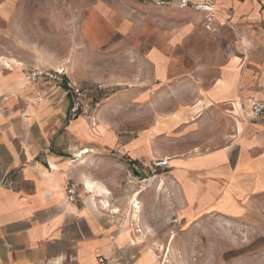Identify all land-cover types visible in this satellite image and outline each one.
I'll return each mask as SVG.
<instances>
[{"label": "crops", "instance_id": "0c3cea01", "mask_svg": "<svg viewBox=\"0 0 264 264\" xmlns=\"http://www.w3.org/2000/svg\"><path fill=\"white\" fill-rule=\"evenodd\" d=\"M10 1L0 0L1 18L5 14L9 17L4 11ZM129 1L137 26L132 34L135 41L142 28L159 29L160 12L167 17L163 30L170 41L177 38L171 28L182 16L187 21L179 36L183 40L201 35L209 41L216 37L221 40L222 46L215 50L204 47L198 54L183 50L184 58H200L196 66L199 93L203 95L196 98L200 103L178 113L168 108L167 114L160 116L158 98L150 94L144 104L156 106L154 111L150 109V117L161 123L136 128L131 138L120 141L119 154L144 166V153L158 160L161 151L168 166L159 181L151 178L144 192L131 195L135 187L125 182L127 165L106 158L98 164L100 155L93 154L115 141L117 133L106 117L113 106L105 103L90 115V124L98 129L90 127L95 145L90 148V161L84 162V154H76L79 147L73 143L63 149L64 108L56 91L48 89V82L43 81L25 87L24 60L4 55L3 62L0 55V264H159L155 234L169 232L173 218L192 223L211 215L241 217L244 205L264 194V126L254 123L260 118L254 119L250 111L254 100L264 101V0H166L163 7L146 0ZM193 3H205L211 12H200L206 13L205 17L191 21L189 9ZM119 7L115 18L99 7L82 12L77 35L87 50L96 53L105 46L114 48L111 40L120 42L127 37L115 31L127 17L126 11H120L127 6ZM207 25L217 32H208ZM145 46L116 49L125 54L126 62L134 59L129 65L134 63V67L149 73L144 82L133 87L134 91L111 99L117 102L119 96L128 97L127 103L138 107L134 120L141 121L143 92L139 90L162 82L159 79L165 72L167 80L160 88H175L174 52L165 54L156 48L145 51ZM205 56L217 59L207 65L202 59ZM52 86L63 88V83L53 82ZM36 89L49 95L39 113ZM166 102L174 108V96ZM199 107L202 113L197 118ZM52 122H56L53 127ZM70 130L74 131L72 126ZM160 137L168 138L161 150L156 140ZM70 154L75 160L68 157ZM95 157L94 162L91 158ZM87 182L92 190L86 188ZM70 183L77 185L76 201L72 203L66 201ZM95 184L109 194L100 193ZM135 196L139 208L133 210L129 206ZM189 245L181 247L184 250ZM179 263L176 258L169 261Z\"/></svg>", "mask_w": 264, "mask_h": 264}, {"label": "rangeland", "instance_id": "374dc122", "mask_svg": "<svg viewBox=\"0 0 264 264\" xmlns=\"http://www.w3.org/2000/svg\"><path fill=\"white\" fill-rule=\"evenodd\" d=\"M10 2L12 3H10L7 11H4L9 13V17L6 14L3 18L0 16V55L3 57L4 55L5 57H9V55L16 56L24 60L22 63L26 67L23 72L25 87H33L38 82L43 81L48 82V89L56 91V94L60 97L59 99L62 100L60 105L64 108L62 133L60 132L63 136V149L70 148V143H73L75 148L79 147L80 152H75L76 154L80 155L83 149H87L89 154L84 153L82 155L84 162L90 161V152H92L90 148L92 149L95 145V140L90 138V127L94 130L98 129L95 124H90V115L94 114L101 105L107 103L113 106L108 111L109 116L106 117L115 128L117 136L115 141L110 143L109 146H105L102 152L93 154L95 156L96 154L100 155L97 161L98 164L100 161H104L105 158L125 163L128 157L119 154L120 141L131 138L136 128H146L153 123H161L160 120L157 122L152 121L153 116L150 117V109L152 108L154 111L156 106L154 104H144L148 101L150 94H155L153 97L158 98L157 108L160 116L167 114L168 108L171 109L170 112L178 113L194 107L195 103H200L196 99L201 95L199 93L200 88H198L200 81L196 73L198 70L196 67L198 66L197 61L200 58L198 56L192 59L184 58L183 50L191 49L198 54V51L204 47L208 50H215L222 46L221 40L217 37L213 41H209L207 38L204 39L202 35L192 40L186 39V41L180 38L179 36L183 35V23L187 22L183 21V16L177 21L175 20L177 23L174 22L171 28L177 38L174 41L168 40L163 30L165 29L163 27L167 17L164 15L165 13L161 12L158 14L159 29L155 31L151 26L144 27L140 31L142 34L138 36L139 39L135 41L132 34L137 31V26L132 17L134 11L130 9L131 5L129 4L132 3L129 0H11ZM119 5L127 6L125 10L120 9V11H126L127 17L125 22L115 26V31L118 29L123 34H127V37L124 36L120 42L114 39L111 40L113 41L112 44L115 45L114 48L108 46L101 48V45V50L96 53L87 50L85 43L77 35V26L79 27L78 21L81 19V14L85 13L90 7H99L103 8L106 14H110V18H115L114 12L119 10ZM189 10L191 21L204 18L206 15V13H200L202 11L195 9L193 4ZM198 26L202 28L203 24L198 23ZM206 30L213 33L217 32L209 25L206 26ZM142 44L146 45L144 47L145 51L156 48L165 54L174 52L175 68L173 78L175 88H171L169 91L166 88H160L167 80L165 72L163 74L164 79L163 76L159 79L162 82L152 85L153 87L150 85L148 88L139 90L143 92L141 101L143 105L140 108L143 120L141 121L134 120V113L135 110L138 111V107L128 104V97L122 99L123 96H119L117 102L111 99L119 93L129 90L130 92L134 91L133 87L141 81L144 82L145 80L142 79L148 77L149 70L141 71L140 68L134 67V63L129 65L128 62H134V59L130 58L126 62L125 54L116 50L120 46H123V48H136ZM5 57L3 62L6 60ZM202 59L206 61L207 65H210L217 58L205 56ZM33 70L58 72L62 74L61 81L58 82L69 83L86 90L84 97L81 98V110L77 116L70 114V97L65 90L63 88H53L52 83L56 81L36 80L31 82L26 80L25 72ZM207 75H210V73ZM170 80L172 81V79ZM36 90V105L39 113L49 95L44 94L40 89ZM173 96L174 108L166 102L168 97L172 98ZM122 101L123 103H121ZM197 109L199 111L195 114V117L198 118L202 110H200V107ZM212 117H214V113L210 114V119ZM55 123L52 122V127ZM220 123L221 120L216 128L218 132ZM254 123L264 126L262 118L255 120ZM71 126L74 131L70 130ZM68 131L72 133H69V136L66 135ZM156 140L158 141L159 150H161L165 148L168 138L160 137ZM162 153L164 154V152H159L158 160H151L149 154H143L142 162L147 165L142 166V173L146 175L143 178L147 179L145 183H139L136 180L134 183L129 184L126 179V173L129 170H125V182L135 187L131 195L139 196L144 192L147 181L151 178L156 177L159 181L163 177L166 170L154 167L156 161L167 159L166 156H160ZM68 157H71L72 160L76 158L74 154H70ZM91 159L94 162L97 160L96 157ZM100 172L102 175L104 171L101 170ZM94 186L100 187L101 185L95 184ZM161 187L160 183L158 190ZM243 209L245 214L241 217L211 215L197 218L192 223L185 221H181V223L180 221L172 222L169 232L155 234L159 241V264H169V261L173 262L175 258L181 261L179 264H264V194L257 196L255 200H249ZM184 243L185 245L190 244L189 247L191 246V248L187 247L183 250L181 246ZM187 251L189 254H187ZM184 258H187L190 262Z\"/></svg>", "mask_w": 264, "mask_h": 264}, {"label": "built area", "instance_id": "2783aa9c", "mask_svg": "<svg viewBox=\"0 0 264 264\" xmlns=\"http://www.w3.org/2000/svg\"><path fill=\"white\" fill-rule=\"evenodd\" d=\"M148 2L158 7L164 6L166 4V0H148ZM193 5L195 9H198L202 12H211V10H209V6L205 3H193ZM61 75L62 74L58 72H41L39 70L26 71L24 74L26 80L31 82H34L36 80H50L58 82L61 81ZM66 88L67 90H65V92L70 97V114L76 116L81 110V98L84 97L86 90H83L80 87L69 83L66 85ZM250 111L251 116L254 119L262 118L264 116V102L258 100L254 101L251 104ZM167 161V159L156 161V163H154V167L158 169H165L168 166ZM126 179L129 184L134 183L136 180L139 183H145L147 180L145 178L140 179L135 177L130 170L126 173ZM66 201L70 203L76 201V185L74 183H70L66 187ZM172 222L176 223L177 219H173ZM100 262L102 263L103 259H100Z\"/></svg>", "mask_w": 264, "mask_h": 264}, {"label": "trees", "instance_id": "16d2710c", "mask_svg": "<svg viewBox=\"0 0 264 264\" xmlns=\"http://www.w3.org/2000/svg\"><path fill=\"white\" fill-rule=\"evenodd\" d=\"M146 1H148V0H146ZM155 6V5H154ZM158 7V6H157ZM160 7H163V6H160ZM61 78H62V76H61ZM66 85L67 84H63V89L64 90H67V88H66ZM101 107V106H100ZM77 116V115H76ZM129 159V158H128ZM126 159V162H125V164L127 165V169L128 170H130L132 173H133V175L135 176V177H137V178H140L141 179V177L140 176H146V175H144L142 172H143V170H142V165H140V164H138L135 160H131V159ZM143 178V177H142Z\"/></svg>", "mask_w": 264, "mask_h": 264}, {"label": "bare ground", "instance_id": "6f19581e", "mask_svg": "<svg viewBox=\"0 0 264 264\" xmlns=\"http://www.w3.org/2000/svg\"><path fill=\"white\" fill-rule=\"evenodd\" d=\"M209 10H211V7H209ZM263 90V89H262ZM236 106L238 105V104H235ZM239 106V105H238ZM237 106V107H238ZM89 151L87 150V149H83L82 151H81V153H80V155L81 154H86V153H88ZM86 188L87 189H89V190H92L93 189V186H92V184L90 183V182H87L86 183ZM99 189H100V193H102L103 195H108L109 194V192L107 191V190H105L104 188H102V187H99ZM138 198H137V196H135V197H132L131 198V200H130V206H129V208H133V210H135L136 208L138 209L139 207H138V200H137ZM129 208L127 209V211H130L129 210ZM132 215L133 216H135L134 215V212L132 213ZM132 216V217H133Z\"/></svg>", "mask_w": 264, "mask_h": 264}]
</instances>
